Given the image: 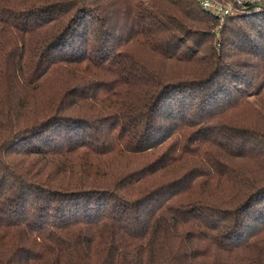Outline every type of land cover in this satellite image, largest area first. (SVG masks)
<instances>
[{
  "label": "trees",
  "instance_id": "16d2710c",
  "mask_svg": "<svg viewBox=\"0 0 264 264\" xmlns=\"http://www.w3.org/2000/svg\"><path fill=\"white\" fill-rule=\"evenodd\" d=\"M261 9L0 0V264H264Z\"/></svg>",
  "mask_w": 264,
  "mask_h": 264
},
{
  "label": "built area",
  "instance_id": "2783aa9c",
  "mask_svg": "<svg viewBox=\"0 0 264 264\" xmlns=\"http://www.w3.org/2000/svg\"><path fill=\"white\" fill-rule=\"evenodd\" d=\"M264 0H198L199 7L221 23L230 16L257 14Z\"/></svg>",
  "mask_w": 264,
  "mask_h": 264
},
{
  "label": "rangeland",
  "instance_id": "374dc122",
  "mask_svg": "<svg viewBox=\"0 0 264 264\" xmlns=\"http://www.w3.org/2000/svg\"><path fill=\"white\" fill-rule=\"evenodd\" d=\"M219 26H222V25L219 24ZM189 32L192 34L191 38H189L191 40H188V36L186 38H184L180 34H176V35H177L178 38L183 40L186 44L191 45L192 47H194V42L193 41L201 40V42H203L204 39H206V37H204V35H206L208 33H211L212 35L215 36V41H220L219 28H217V29H207L206 27H203V26L200 25V26H198L196 28L194 27V29L190 30ZM205 41L207 42V40H205ZM206 42L204 43V45L206 44ZM202 47H200L199 50H200V52L202 54H204ZM221 56H223V55L218 53L217 57H221ZM225 61L228 64L231 62V60L229 58H226ZM261 85H262V82L259 81L256 84V86H255L256 90H258L260 87H262ZM250 101L253 102V100H250ZM253 103H255V102H253Z\"/></svg>",
  "mask_w": 264,
  "mask_h": 264
}]
</instances>
